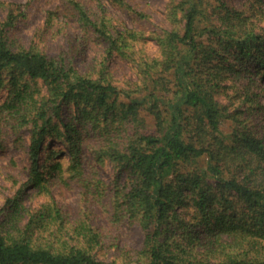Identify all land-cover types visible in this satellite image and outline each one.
<instances>
[{
  "label": "trees",
  "instance_id": "obj_1",
  "mask_svg": "<svg viewBox=\"0 0 264 264\" xmlns=\"http://www.w3.org/2000/svg\"><path fill=\"white\" fill-rule=\"evenodd\" d=\"M88 1L95 11L69 0L61 15L78 23L84 39L105 45L89 74L75 68L70 52L12 48V12L0 23V90L8 93L0 114L29 126L27 180L0 210V264H118L91 253L99 236L85 222L75 230L82 246L42 245L36 231L52 229L55 207L27 213L18 226L28 191L50 194L73 181L84 199L98 194L91 161L113 164L115 217L141 228L144 264H264V0H245L240 10L228 0H170L167 26L149 36L112 24L105 2L146 20L126 0ZM149 41L158 48L153 58L137 49ZM114 58L137 68L133 88L113 81ZM226 122L232 126L224 132ZM186 207L199 229L177 240L197 228L179 216ZM214 239L237 253L217 262L191 257L190 248ZM244 247L263 255L239 257Z\"/></svg>",
  "mask_w": 264,
  "mask_h": 264
},
{
  "label": "rangeland",
  "instance_id": "obj_2",
  "mask_svg": "<svg viewBox=\"0 0 264 264\" xmlns=\"http://www.w3.org/2000/svg\"><path fill=\"white\" fill-rule=\"evenodd\" d=\"M69 0H0V23L8 19L12 12L13 29L9 30L8 40L12 48L33 49L44 53L46 56H59L61 53L70 52L69 58L75 68L82 74L92 73L95 65L104 57L105 45L96 42L94 39L86 40L83 32L74 19L65 21L61 14L65 13L63 8ZM84 4L90 11H95L94 3L88 0H76ZM137 12L147 16L146 20H139L128 12L117 10L106 4L110 15L114 19L113 25L118 29L129 28L144 30L149 36L167 26L164 23L165 10L170 0H126ZM230 5L236 9H243L245 0H228ZM83 38V39H82ZM138 52L144 57L153 58L157 56L158 48L154 41L138 45ZM135 58V57H134ZM112 79L115 84L124 89L133 88L137 83V68L129 59L114 58L109 63ZM261 83L264 94V80ZM41 92L45 88L38 82ZM8 98L7 89L0 90V106ZM222 104L226 99L218 97ZM263 104L264 98L259 100ZM4 113V112H3ZM231 122H226L222 127L225 132L229 130ZM29 138V126H19L12 122L7 115L0 114V210L5 206L6 199L12 198L27 180V145ZM58 150V144H52ZM91 158V156H88ZM67 164V161H64ZM89 173L99 182V193H89L87 198L82 196L83 190L73 181L67 184H59L50 187V194H37L35 191H28L24 199V216L18 226H23L28 219L27 213L36 212L43 206L48 205L56 208L60 218L57 219L52 229L36 231L38 241L42 245L53 248L68 246H82L83 242L75 234L80 222H85L98 236V244L91 249V253L98 260L114 261L118 264H144L147 258L143 255L144 234L135 221L127 219L118 220L114 213V191L115 168L109 161L97 164L91 161ZM91 177V176H90ZM102 184V186H101ZM195 210L183 208L178 210L181 218H184L189 227L193 225L186 234L178 233L177 240H185L189 237H196L199 229L198 220H194ZM3 213H0V224L3 220ZM84 219V220H82ZM62 223V224H61ZM1 226V225H0ZM225 244L230 243V238L221 236ZM82 243V244H81ZM225 244L216 240L201 242L190 248L191 257L194 260L209 259L217 262L237 252L233 249L225 252ZM220 245H223L222 248ZM244 256L252 257L263 255L262 250H247L243 248ZM248 254H246V253ZM261 253V254H260ZM209 256V257H207Z\"/></svg>",
  "mask_w": 264,
  "mask_h": 264
}]
</instances>
